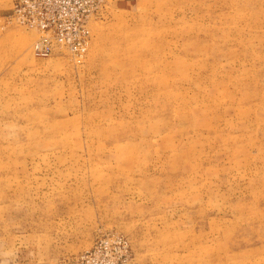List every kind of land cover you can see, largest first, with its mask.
Here are the masks:
<instances>
[{
    "label": "rangeland",
    "instance_id": "1",
    "mask_svg": "<svg viewBox=\"0 0 264 264\" xmlns=\"http://www.w3.org/2000/svg\"><path fill=\"white\" fill-rule=\"evenodd\" d=\"M40 56L0 0V264H264V0H106Z\"/></svg>",
    "mask_w": 264,
    "mask_h": 264
},
{
    "label": "built area",
    "instance_id": "2",
    "mask_svg": "<svg viewBox=\"0 0 264 264\" xmlns=\"http://www.w3.org/2000/svg\"><path fill=\"white\" fill-rule=\"evenodd\" d=\"M13 19L27 28L36 29L40 38L34 51L49 56L56 46L80 54L85 50V36L90 21L106 0H12Z\"/></svg>",
    "mask_w": 264,
    "mask_h": 264
}]
</instances>
